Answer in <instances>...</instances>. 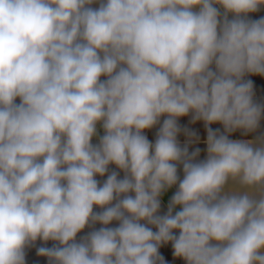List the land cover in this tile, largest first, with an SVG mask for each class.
Wrapping results in <instances>:
<instances>
[{
    "label": "clouds",
    "instance_id": "9594fccd",
    "mask_svg": "<svg viewBox=\"0 0 264 264\" xmlns=\"http://www.w3.org/2000/svg\"><path fill=\"white\" fill-rule=\"evenodd\" d=\"M262 9L0 0V264H264Z\"/></svg>",
    "mask_w": 264,
    "mask_h": 264
},
{
    "label": "crops",
    "instance_id": "0c3cea01",
    "mask_svg": "<svg viewBox=\"0 0 264 264\" xmlns=\"http://www.w3.org/2000/svg\"><path fill=\"white\" fill-rule=\"evenodd\" d=\"M96 5H94L95 7ZM261 15H264V9L261 10V12L259 13H256V14H251V17L253 19L255 18H259V16ZM248 79H251L253 81V85H254V92H255V97L254 99L257 101V102H260V103H264V77H259V76H250V77H247ZM17 102H19L17 100ZM181 126L182 127H188L190 130L192 131H195L197 133V135L201 138V141H203L205 138H206V130L204 129V126H203V123L202 122H197L196 124H191L190 123V118H182L181 121ZM212 127L215 129V128H221L220 125H212ZM98 131H99V134L102 135L103 134V131L102 129L99 128L98 126ZM221 131H222V128H221ZM260 133H264V120L261 121V128L259 130L258 133L256 134H252L250 135L249 137H246V138H253V135H258ZM148 136H149V139L150 140H154L155 138V129L148 132L147 133ZM233 139H238V138H244V137H241V134L239 132L233 134V136L231 137ZM179 139L181 140V142L183 143V141L186 139L184 137L183 134L180 135ZM94 143L97 142L96 138H94ZM195 147H200L201 148V159L204 158V155H205V152H204V149H205V145L201 142V143H194L191 147H190V151L191 150H194ZM182 174V173H181ZM122 175V174H121ZM100 179V178H98ZM171 193H169L166 197H165V201L167 200L168 196H170ZM99 227V225H98ZM162 252H163V249H162ZM166 258L168 259H171L170 257V253L166 256ZM172 264H182V262L180 261H173Z\"/></svg>",
    "mask_w": 264,
    "mask_h": 264
},
{
    "label": "trees",
    "instance_id": "16d2710c",
    "mask_svg": "<svg viewBox=\"0 0 264 264\" xmlns=\"http://www.w3.org/2000/svg\"><path fill=\"white\" fill-rule=\"evenodd\" d=\"M96 227H98V225ZM28 259H29V264H43V258L36 257L34 249L29 250Z\"/></svg>",
    "mask_w": 264,
    "mask_h": 264
}]
</instances>
